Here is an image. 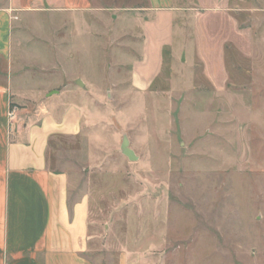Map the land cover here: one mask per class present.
I'll list each match as a JSON object with an SVG mask.
<instances>
[{"label": "rangeland", "instance_id": "374dc122", "mask_svg": "<svg viewBox=\"0 0 264 264\" xmlns=\"http://www.w3.org/2000/svg\"><path fill=\"white\" fill-rule=\"evenodd\" d=\"M93 4L95 15L74 16L39 3L12 21L16 70L37 87L60 88L59 69L43 64L64 40L93 43L68 71L100 93L99 147L89 145V133L57 139L48 159L68 172L72 199L78 190L93 194L89 257L96 264H264V3L231 16L186 3L176 57L148 93L127 80L140 55L132 33L144 0ZM78 30L95 38L77 39ZM124 135L137 161L120 152Z\"/></svg>", "mask_w": 264, "mask_h": 264}, {"label": "crops", "instance_id": "0c3cea01", "mask_svg": "<svg viewBox=\"0 0 264 264\" xmlns=\"http://www.w3.org/2000/svg\"><path fill=\"white\" fill-rule=\"evenodd\" d=\"M97 1L0 0V264H96L89 257L95 240L90 234L93 194L78 190L72 199L68 172L53 170L48 160L52 141L57 139H84V133H89V145L99 147L95 132L99 115L94 111L100 93L82 75L70 76L68 71L82 51L92 52L93 43L90 46L77 40L70 45L69 39L64 40L66 43L55 48L59 51L55 60L43 64L59 69L55 84L60 88L53 90L50 83L37 87L35 77L16 70L19 66L12 54V21L17 13L41 9L39 3L53 5L50 9L61 15H95L100 10L94 7ZM189 1L144 0L145 6L136 9L138 28H133L132 34L139 37L135 43L140 55L129 67L127 80L131 90L150 92L167 61L176 57L181 42L178 23ZM255 1L264 3L193 0L200 11L226 16ZM63 31L67 38L71 35L70 29ZM76 36L95 38L94 33L84 30H78ZM185 58L184 53L182 61ZM11 103L31 105L27 110H18L13 130L9 120ZM90 159L96 160L94 156Z\"/></svg>", "mask_w": 264, "mask_h": 264}, {"label": "water", "instance_id": "95a60500", "mask_svg": "<svg viewBox=\"0 0 264 264\" xmlns=\"http://www.w3.org/2000/svg\"><path fill=\"white\" fill-rule=\"evenodd\" d=\"M79 85H82V83L79 82ZM120 152L125 155L128 159H130V161H137L138 159L134 151L130 149V141L127 135H124Z\"/></svg>", "mask_w": 264, "mask_h": 264}, {"label": "built area", "instance_id": "2783aa9c", "mask_svg": "<svg viewBox=\"0 0 264 264\" xmlns=\"http://www.w3.org/2000/svg\"><path fill=\"white\" fill-rule=\"evenodd\" d=\"M18 109L16 107H12L9 111V120H10V129L13 130L16 122V114Z\"/></svg>", "mask_w": 264, "mask_h": 264}]
</instances>
